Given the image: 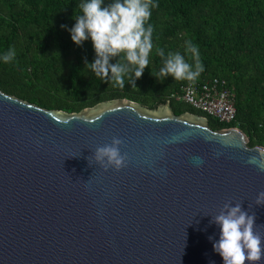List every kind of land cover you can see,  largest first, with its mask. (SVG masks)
I'll list each match as a JSON object with an SVG mask.
<instances>
[{"label": "water", "instance_id": "water-1", "mask_svg": "<svg viewBox=\"0 0 264 264\" xmlns=\"http://www.w3.org/2000/svg\"><path fill=\"white\" fill-rule=\"evenodd\" d=\"M113 138L127 163L105 171L93 156ZM262 151L170 104L67 114L0 90V264H224L209 237L226 203L264 235Z\"/></svg>", "mask_w": 264, "mask_h": 264}, {"label": "trees", "instance_id": "trees-1", "mask_svg": "<svg viewBox=\"0 0 264 264\" xmlns=\"http://www.w3.org/2000/svg\"><path fill=\"white\" fill-rule=\"evenodd\" d=\"M82 0H0V55L10 47L15 58L0 61V90L47 110L82 113L103 103L127 100L149 111L170 104L175 115L207 119L214 131L237 128L250 147H264V0H155L152 9L153 49L149 68L125 87L111 86L85 66L95 59L92 42L77 46L68 29L81 14ZM110 2V0H105ZM65 25L66 28L61 26ZM199 46L205 71L195 81L158 80L163 49L180 52L193 64L186 41ZM116 58H113L115 63ZM134 78V77H133ZM225 80L235 95L237 119L221 124L172 98L189 83Z\"/></svg>", "mask_w": 264, "mask_h": 264}, {"label": "clouds", "instance_id": "clouds-1", "mask_svg": "<svg viewBox=\"0 0 264 264\" xmlns=\"http://www.w3.org/2000/svg\"><path fill=\"white\" fill-rule=\"evenodd\" d=\"M79 16H74V26L68 29L72 41L77 46H83L91 41L95 51V59L85 66L97 77L105 78L111 86L125 87V77L128 83L136 86L146 68H149V57L153 49L154 28L149 23L152 9L159 7L155 0H82L78 5ZM62 28L67 26L62 25ZM186 51L191 54L193 64L185 60L180 52H169L165 57L163 49H157V55L164 58L163 66L158 73L151 70V75L160 80L171 76L174 80L195 81L205 71L200 59L198 45L186 41ZM15 58V49H10L0 55V61L9 63ZM113 58L115 63H113ZM134 77V78H133ZM123 141L113 138L111 144L96 148L94 162L105 171L121 169L127 163V154L121 152ZM264 156V151L261 152ZM194 164L204 163L201 157H194ZM258 164L264 170V163L256 157L249 161ZM255 205H264V191L259 192ZM255 214H249L242 203H226L218 215L213 218L219 228V238L213 236V249L218 253L224 264H255L264 258V235L257 233Z\"/></svg>", "mask_w": 264, "mask_h": 264}, {"label": "built area", "instance_id": "built-area-1", "mask_svg": "<svg viewBox=\"0 0 264 264\" xmlns=\"http://www.w3.org/2000/svg\"><path fill=\"white\" fill-rule=\"evenodd\" d=\"M172 98L216 119L221 124L230 125L236 122L235 95L225 80L189 83L181 88V93L173 95Z\"/></svg>", "mask_w": 264, "mask_h": 264}, {"label": "rangeland", "instance_id": "rangeland-1", "mask_svg": "<svg viewBox=\"0 0 264 264\" xmlns=\"http://www.w3.org/2000/svg\"><path fill=\"white\" fill-rule=\"evenodd\" d=\"M193 116V115H192Z\"/></svg>", "mask_w": 264, "mask_h": 264}]
</instances>
